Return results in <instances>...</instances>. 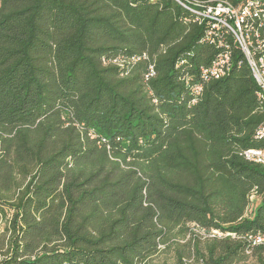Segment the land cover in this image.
Listing matches in <instances>:
<instances>
[{"label":"trees","instance_id":"trees-1","mask_svg":"<svg viewBox=\"0 0 264 264\" xmlns=\"http://www.w3.org/2000/svg\"><path fill=\"white\" fill-rule=\"evenodd\" d=\"M200 35L172 0H0V264H264V106L235 46L190 103Z\"/></svg>","mask_w":264,"mask_h":264},{"label":"built area","instance_id":"built-area-1","mask_svg":"<svg viewBox=\"0 0 264 264\" xmlns=\"http://www.w3.org/2000/svg\"><path fill=\"white\" fill-rule=\"evenodd\" d=\"M191 20L201 27L200 43L214 48L216 54L206 65L197 69L198 78L182 74L180 80L195 104L202 94L203 83L221 79L232 70V48L237 47L247 63L257 85L256 99L264 106V0H172ZM255 137L264 140V122L256 129ZM241 155L264 168V147L246 148ZM260 199L252 190L243 217L250 218ZM210 235L224 233L212 230ZM225 235H232L226 233ZM252 246L264 244V235L251 238Z\"/></svg>","mask_w":264,"mask_h":264},{"label":"rangeland","instance_id":"rangeland-1","mask_svg":"<svg viewBox=\"0 0 264 264\" xmlns=\"http://www.w3.org/2000/svg\"><path fill=\"white\" fill-rule=\"evenodd\" d=\"M168 257H169L168 254L160 252V253L156 254V256H154V262L161 263L164 260L168 259Z\"/></svg>","mask_w":264,"mask_h":264}]
</instances>
